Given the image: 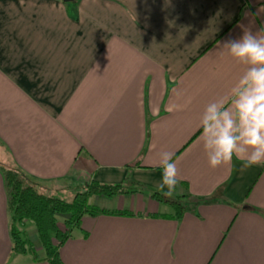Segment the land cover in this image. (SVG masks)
<instances>
[{"label": "crops", "instance_id": "0c3cea01", "mask_svg": "<svg viewBox=\"0 0 264 264\" xmlns=\"http://www.w3.org/2000/svg\"><path fill=\"white\" fill-rule=\"evenodd\" d=\"M241 26L264 29V0H0V163L67 201L90 181L143 188L90 198L111 213L81 219L62 264H264V165L211 168L199 129L245 71L221 48ZM162 151L179 220L151 198ZM0 264H48L11 251L1 174Z\"/></svg>", "mask_w": 264, "mask_h": 264}, {"label": "clouds", "instance_id": "9594fccd", "mask_svg": "<svg viewBox=\"0 0 264 264\" xmlns=\"http://www.w3.org/2000/svg\"><path fill=\"white\" fill-rule=\"evenodd\" d=\"M241 27L243 35L225 40L221 48L245 66V71L227 93L205 106L199 119L203 149L213 169L234 158L244 167L264 165V29L254 33ZM173 155L159 153L162 174L158 190L167 197L179 182Z\"/></svg>", "mask_w": 264, "mask_h": 264}, {"label": "trees", "instance_id": "16d2710c", "mask_svg": "<svg viewBox=\"0 0 264 264\" xmlns=\"http://www.w3.org/2000/svg\"><path fill=\"white\" fill-rule=\"evenodd\" d=\"M3 178L6 206L9 216V234L11 251L15 254H28L33 262L46 261L48 264H62L59 249L71 237L74 229L80 227L85 216H98L111 213L89 203L93 197L112 198L118 195L135 193L122 184H102L96 181L85 183L72 200L39 190L32 177L15 166L0 163ZM151 198L156 202L167 204L171 208V218H182L185 207L182 198H170L159 192H153ZM112 214L128 215L124 211ZM66 218L60 226L57 217ZM31 221L36 229L41 254L35 249L22 230L25 221Z\"/></svg>", "mask_w": 264, "mask_h": 264}, {"label": "rangeland", "instance_id": "374dc122", "mask_svg": "<svg viewBox=\"0 0 264 264\" xmlns=\"http://www.w3.org/2000/svg\"><path fill=\"white\" fill-rule=\"evenodd\" d=\"M82 187H83V185L82 186H79L78 187V191H80ZM126 189L127 190H131V191H135V193H139V192L141 193L142 190H143V188L141 186H139V185H134L132 188L126 187ZM65 218H66L65 215H59L57 217L59 224H62L63 223V220ZM27 223H28V226L25 228L26 231H30V228L35 229V226H34V224L31 221L28 220Z\"/></svg>", "mask_w": 264, "mask_h": 264}, {"label": "water", "instance_id": "95a60500", "mask_svg": "<svg viewBox=\"0 0 264 264\" xmlns=\"http://www.w3.org/2000/svg\"><path fill=\"white\" fill-rule=\"evenodd\" d=\"M64 3L74 2L75 0H62Z\"/></svg>", "mask_w": 264, "mask_h": 264}]
</instances>
